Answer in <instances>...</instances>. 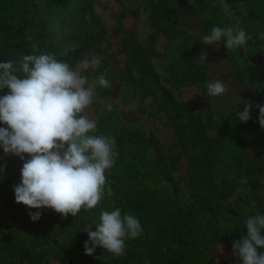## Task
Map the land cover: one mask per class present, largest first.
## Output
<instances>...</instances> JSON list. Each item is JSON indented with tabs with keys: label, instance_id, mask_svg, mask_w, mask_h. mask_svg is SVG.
Listing matches in <instances>:
<instances>
[{
	"label": "rangeland",
	"instance_id": "374dc122",
	"mask_svg": "<svg viewBox=\"0 0 264 264\" xmlns=\"http://www.w3.org/2000/svg\"><path fill=\"white\" fill-rule=\"evenodd\" d=\"M46 1L21 0L24 8L16 21L24 25L27 33L54 23ZM88 4L84 21L94 29H104L106 34L80 57L74 69H79L82 61L95 54L101 58L99 68L82 74L91 82L103 73L110 82V87L95 88L94 103L85 111L97 122L96 135L115 139L114 165L129 172L138 189L157 190L165 199L169 195L168 201L171 199L189 213L190 223L198 233L197 243L205 249L216 250L214 264H231V251L227 245L233 244L236 228L250 215L264 214V166H261L264 150L256 142L244 145L248 156L232 171L229 150L219 144L218 131L231 119L238 103L249 101L256 107L264 102L251 84L236 78L227 53L219 44L202 43V37L209 32L200 18L185 11L181 0H88ZM217 5L228 18L236 21V31L242 29L247 33V42L240 49L244 55L250 53L254 39L243 28L241 20L245 4L231 8L224 0H218ZM132 12L136 14L133 16ZM262 16L250 29L264 33V14ZM202 54H206L204 62L200 60ZM216 79L224 80L228 91L225 95L211 97L207 85ZM109 105L112 111H108ZM193 120L202 125L206 142L211 147L199 143L184 153L180 132ZM151 135L158 139L163 167L176 183L175 192L170 183L147 176L145 162L152 156L148 146ZM207 151L208 158L213 159L212 165L206 169L193 167L195 161L207 157ZM14 159L20 171L23 162L17 157ZM202 176L206 179L202 180ZM211 185L218 186L223 192L213 196L209 192ZM109 190L107 187V192ZM225 193L229 195L224 198ZM36 211L43 209H29L23 228L49 229L50 222L42 214L36 222L30 219L29 212ZM47 211L53 216L51 209ZM15 213L14 207L0 201V235L7 233ZM19 221H11L15 223L12 230L15 234L21 233ZM99 222L97 216L76 231L68 228L59 232L55 242L41 250L52 257L48 264H64L61 260L64 257L57 254L59 247L80 234L88 236L87 231H95ZM74 264L148 262L145 251L128 249L125 245L123 255L105 252L94 261L82 259Z\"/></svg>",
	"mask_w": 264,
	"mask_h": 264
},
{
	"label": "trees",
	"instance_id": "16d2710c",
	"mask_svg": "<svg viewBox=\"0 0 264 264\" xmlns=\"http://www.w3.org/2000/svg\"><path fill=\"white\" fill-rule=\"evenodd\" d=\"M231 8L238 4H245L244 14H241L243 28L252 34L254 39L252 51L246 55L240 48L226 49L224 40L218 44L227 53V60L232 64L235 76L239 81H247L253 86L259 99L264 102V40L260 39L262 33L250 29L252 24L263 18L264 0H224ZM187 13L197 18L209 34L213 27H232L236 31V21L228 18L217 5L218 0H181ZM46 4L51 10L54 23L45 26L39 31L27 33L24 25H20L16 18L22 12L24 3L21 0H0V62H18L28 54H52L58 60L67 62L75 68L80 57L95 47L99 39L106 34L102 28H92L85 22V15L89 7L88 0H47ZM133 16L136 12L131 13ZM33 46H35V51ZM149 75H152L150 73ZM155 78V77H154ZM154 80V79H153ZM157 83V82H156ZM8 90L0 92L3 95ZM95 99V98H94ZM244 108L243 102L234 107L231 119L225 122L218 131V142L229 150V165L238 168L246 156L244 145L252 142L258 143L264 150V129L258 122V109L253 106L251 119L247 123L238 121V113ZM178 117L182 116L177 114ZM3 126V125H0ZM202 125L193 120L188 127L182 128L180 141L183 152L188 153L199 143H205L209 148L211 144L202 130ZM96 135V133H95ZM148 146L152 156L145 162L147 176L165 181L172 185L176 191V183L163 167V157L159 153L157 137L151 135ZM202 156L192 166L195 168L212 165L213 159ZM247 158V157H246ZM13 156H5L0 148V201L3 205L15 208L11 221H19L20 234L13 233L15 223L9 222L8 231L0 235V264H45L52 257L42 252V248L55 242L61 231L70 228L78 230L83 224L93 222L99 213L119 209L122 216L130 214L136 217L141 226L142 233L135 239H126L128 249L139 248L146 253L148 264H214L215 251L205 249L196 241L198 233L190 223V216L186 210L176 206L170 199L162 198L157 190H140L134 183L133 177L121 167L114 165L106 172V184L102 200L95 209L81 210L77 217L69 215L63 218L55 213L50 216L43 209L42 216L50 222V228L45 230L35 226L23 228L25 217L29 209L15 202L14 186L20 183V171ZM261 166H264V162ZM202 176V180H205ZM209 184L211 181H208ZM107 187L110 188L107 192ZM209 192L218 196L223 192L221 188L211 185ZM227 197L229 194L225 193ZM246 235V220L236 228L235 241ZM88 236L79 235L72 238L65 245H61L57 254L65 264H74L77 260L94 261L103 255L106 250L97 248L93 256L84 255L85 242ZM223 243V241H219ZM233 245V244H232ZM230 248L231 264H240ZM91 247V245H89ZM40 250V251H37ZM264 251V250H261ZM16 260V261H14Z\"/></svg>",
	"mask_w": 264,
	"mask_h": 264
},
{
	"label": "clouds",
	"instance_id": "9594fccd",
	"mask_svg": "<svg viewBox=\"0 0 264 264\" xmlns=\"http://www.w3.org/2000/svg\"><path fill=\"white\" fill-rule=\"evenodd\" d=\"M195 3V0H191ZM224 40L226 49L243 47L248 39L244 30L213 27L202 37L205 45ZM260 39L264 40V33ZM35 51V46H33ZM200 60H206L202 54ZM101 58L95 54L81 62L79 69L58 60L52 54H28L18 62H0V148L5 156L23 162L20 183L14 186L15 202L27 209H51L63 218L77 217L81 210L95 209L104 195L106 172L114 166L117 153L115 139L95 135L97 122L85 111L94 103L95 88L110 87L105 74L91 82L82 74L99 68ZM228 87L216 79L207 85L211 97L225 95ZM238 121L251 119L253 105L243 101ZM258 122L264 129V105H256ZM112 111V106H108ZM27 157V158H26ZM41 211L29 212L33 222ZM95 231H87L89 239L84 253L93 256L103 248L115 256L124 254L125 240L142 233L139 220L122 216L119 209L101 211ZM264 214L246 219V235L233 242L232 249L240 264H264ZM91 245V247L89 246Z\"/></svg>",
	"mask_w": 264,
	"mask_h": 264
}]
</instances>
